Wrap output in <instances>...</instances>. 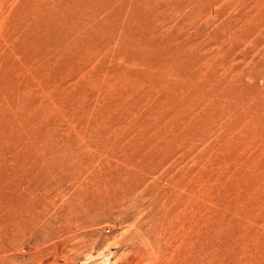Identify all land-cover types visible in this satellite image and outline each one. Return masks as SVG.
Wrapping results in <instances>:
<instances>
[{
	"label": "rangeland",
	"instance_id": "rangeland-1",
	"mask_svg": "<svg viewBox=\"0 0 264 264\" xmlns=\"http://www.w3.org/2000/svg\"><path fill=\"white\" fill-rule=\"evenodd\" d=\"M0 264H264V0H0Z\"/></svg>",
	"mask_w": 264,
	"mask_h": 264
},
{
	"label": "bare ground",
	"instance_id": "bare-ground-1",
	"mask_svg": "<svg viewBox=\"0 0 264 264\" xmlns=\"http://www.w3.org/2000/svg\"><path fill=\"white\" fill-rule=\"evenodd\" d=\"M65 248H67V247H65ZM69 249H71V248H69ZM70 251V250H69ZM69 253V252H68ZM71 253V252H70ZM70 253L68 254V255H70ZM65 254V253H64ZM66 255V254H65ZM64 257V256H63ZM70 257V256H69Z\"/></svg>",
	"mask_w": 264,
	"mask_h": 264
}]
</instances>
